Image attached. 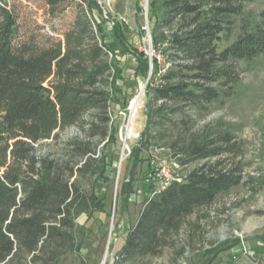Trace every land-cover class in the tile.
Here are the masks:
<instances>
[{
	"label": "trees",
	"instance_id": "trees-1",
	"mask_svg": "<svg viewBox=\"0 0 264 264\" xmlns=\"http://www.w3.org/2000/svg\"><path fill=\"white\" fill-rule=\"evenodd\" d=\"M44 1L52 16L71 10L73 19L62 33L52 26L51 35L38 38L26 36L15 7L0 0V264H60L62 255L74 250L76 220L104 208L94 189L106 173L102 148L118 142L110 109L123 75L111 59L116 50L106 41V20L98 18L99 0ZM245 1L159 0L158 5L149 0L152 48L169 66L159 84H148L144 136L157 119L170 122L184 107L202 110L230 97L223 88L237 83L238 63L264 54V13L260 23L219 50L221 36ZM112 30L115 45L127 52L123 23L113 22ZM134 53L138 74L160 73L159 56ZM172 105L179 107L170 110ZM72 127L79 135L61 149L40 151L42 143L57 141ZM235 139L224 131L196 134L185 144L184 164L205 162L145 199L125 234L123 263L161 256L176 244L188 217L243 183V168L232 157L239 154ZM141 151L133 149L132 162ZM151 174L152 188L158 171ZM88 176L93 184L86 190L78 179ZM134 182L130 176L122 195L132 193Z\"/></svg>",
	"mask_w": 264,
	"mask_h": 264
},
{
	"label": "rangeland",
	"instance_id": "rangeland-1",
	"mask_svg": "<svg viewBox=\"0 0 264 264\" xmlns=\"http://www.w3.org/2000/svg\"><path fill=\"white\" fill-rule=\"evenodd\" d=\"M8 1L20 14L26 36L43 38L51 35L47 28L52 26L58 29L57 34L62 33L66 23L73 19L71 10L52 16L44 0ZM99 3L103 13L98 18L106 20V41L116 50L115 58L111 59L123 75L116 85L120 92L112 94L110 109L118 130V142L108 143L102 148L106 155V173L104 179L95 182L94 189L104 208L76 220L74 250L65 252L60 264H127L121 257L125 234L137 222L145 199L158 189L159 170L167 167L174 176H188L205 161L191 159L184 164L187 159L180 154L185 144L196 134L215 135L224 131H230L236 137L239 154L238 157L232 154V157L243 168V183L188 217L176 244L161 256L139 257L128 264L263 263L264 54L238 63L237 83L223 88L230 97H222L202 110L184 107L172 115L170 122L157 119L152 133L144 136L148 121V84L151 82V88L159 84L169 66L163 54L152 48L149 0H99ZM263 13L264 0L245 1L241 15L231 18L232 24L227 25L221 36L219 50L260 23ZM113 22L124 25L129 44L127 52L115 45ZM133 51L145 53L150 59L159 56L160 73L155 77L150 73L147 77L138 74V62ZM136 100L137 110L133 111L132 103ZM177 107L172 105L170 110ZM130 127L133 136L126 140ZM77 135V128H69L60 134L57 141L44 142L39 149L41 152L52 147L61 149L63 143ZM134 148L142 149L136 163L130 159ZM154 170L158 171V180L151 188L149 177ZM130 176L135 180L132 193L122 195V186ZM78 180L83 188L91 189L93 178L88 176Z\"/></svg>",
	"mask_w": 264,
	"mask_h": 264
},
{
	"label": "built area",
	"instance_id": "built-area-1",
	"mask_svg": "<svg viewBox=\"0 0 264 264\" xmlns=\"http://www.w3.org/2000/svg\"><path fill=\"white\" fill-rule=\"evenodd\" d=\"M133 104V103H132ZM126 140H124L125 142ZM126 148L127 145H126ZM160 173V180L158 182V189L153 193H157V192H161L164 189H166L173 181H182V178L178 177V176H174L173 172L170 171L169 169H167V167H162L161 170H159Z\"/></svg>",
	"mask_w": 264,
	"mask_h": 264
},
{
	"label": "bare ground",
	"instance_id": "bare-ground-1",
	"mask_svg": "<svg viewBox=\"0 0 264 264\" xmlns=\"http://www.w3.org/2000/svg\"><path fill=\"white\" fill-rule=\"evenodd\" d=\"M137 102H138V101L136 100V101H134L133 104H132V109H133V111L137 110ZM132 115H134V114H132ZM134 117H135V116H134ZM132 120H133V119H132ZM132 136H133V129H132V127H130L129 130H128V134H127V136H126V140L130 139Z\"/></svg>",
	"mask_w": 264,
	"mask_h": 264
},
{
	"label": "water",
	"instance_id": "water-1",
	"mask_svg": "<svg viewBox=\"0 0 264 264\" xmlns=\"http://www.w3.org/2000/svg\"><path fill=\"white\" fill-rule=\"evenodd\" d=\"M147 2H148V0H147ZM146 16H148V15H146ZM148 18V17H147ZM151 68H152V65H151ZM152 74V71L150 72V75Z\"/></svg>",
	"mask_w": 264,
	"mask_h": 264
}]
</instances>
